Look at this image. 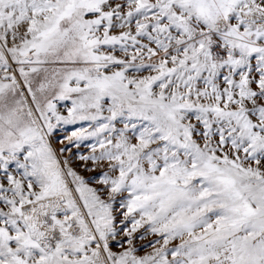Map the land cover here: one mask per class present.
<instances>
[{
    "label": "snow or ice",
    "instance_id": "1",
    "mask_svg": "<svg viewBox=\"0 0 264 264\" xmlns=\"http://www.w3.org/2000/svg\"><path fill=\"white\" fill-rule=\"evenodd\" d=\"M0 264H264V0H0Z\"/></svg>",
    "mask_w": 264,
    "mask_h": 264
}]
</instances>
